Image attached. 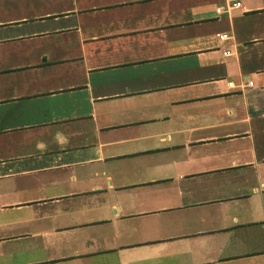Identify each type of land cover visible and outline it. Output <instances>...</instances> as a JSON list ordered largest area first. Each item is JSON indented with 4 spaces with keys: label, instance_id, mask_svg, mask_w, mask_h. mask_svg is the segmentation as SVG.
I'll return each instance as SVG.
<instances>
[{
    "label": "crops",
    "instance_id": "1",
    "mask_svg": "<svg viewBox=\"0 0 264 264\" xmlns=\"http://www.w3.org/2000/svg\"><path fill=\"white\" fill-rule=\"evenodd\" d=\"M229 1L0 0V264H264V0Z\"/></svg>",
    "mask_w": 264,
    "mask_h": 264
},
{
    "label": "built area",
    "instance_id": "2",
    "mask_svg": "<svg viewBox=\"0 0 264 264\" xmlns=\"http://www.w3.org/2000/svg\"><path fill=\"white\" fill-rule=\"evenodd\" d=\"M240 5V1L239 0H230L229 3H228V7H237ZM217 37L219 39H225L227 37V34L226 33H220V34H217ZM224 53H228V51H224ZM229 85L231 86V83H229Z\"/></svg>",
    "mask_w": 264,
    "mask_h": 264
}]
</instances>
